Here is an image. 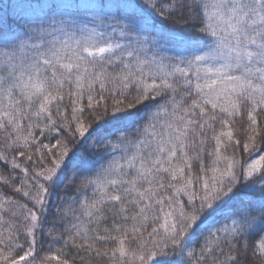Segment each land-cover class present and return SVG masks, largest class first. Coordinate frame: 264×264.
Wrapping results in <instances>:
<instances>
[{
	"label": "snow or ice",
	"instance_id": "6c2138e0",
	"mask_svg": "<svg viewBox=\"0 0 264 264\" xmlns=\"http://www.w3.org/2000/svg\"><path fill=\"white\" fill-rule=\"evenodd\" d=\"M112 7L121 19L136 23L131 4ZM151 7L164 20L194 31L200 40L211 38L207 50L179 41L185 54L175 58V63H164L155 57L142 59L134 50L114 43L110 35L92 31L27 57L18 55L25 41L8 25L0 24V130L8 146L24 149L18 155L25 157L35 143V129L44 135L43 129L55 128L54 111L71 129L67 140H57L54 147L60 158L51 160L52 167L30 178L29 168L22 169L24 178L15 192L22 193L32 206L10 197L0 200V260L4 264H70L55 254L36 259L37 234L45 235L44 226L50 223L46 205L50 188L39 178L49 185L60 183L65 167L88 164L79 148L89 136L130 127L153 108L156 111L143 130L148 138L131 145L132 155L123 164L113 162L102 176L88 181L94 185L95 199L82 202L83 214L102 217L105 204H119L112 229H105L107 235H89L79 223L72 224L73 244L79 238L80 250L107 257L106 264H180L186 250L187 257H195L189 264H250L249 242L258 236V242H252V254L264 264V184L254 191L256 180L249 179L258 176L264 181V154L257 151L258 158H251L257 138L264 140V127L258 120L264 114V0H153ZM122 8L131 9L132 14H124ZM117 64L118 71H109ZM133 89L136 95L126 103ZM105 92L112 97L111 112ZM168 93L170 113L156 102ZM85 99L90 112L105 117L95 126L85 123ZM69 108L70 117L65 114ZM242 110L249 121L243 150L251 162L238 172L239 161L224 151L229 145L240 146L232 124ZM161 112L170 118L159 120ZM37 121L44 122L43 128ZM158 123L161 129L156 131ZM77 136L82 139L70 153L69 142ZM209 139L215 147L207 152L210 160L205 164ZM41 147L48 149V145ZM0 159L7 160L2 154ZM27 160H32L31 154ZM194 161L198 175L192 173ZM12 168H21L15 157ZM0 179L6 185L11 182ZM180 195H186L187 201L179 200ZM129 206L134 209L131 214ZM221 220L230 223L213 227ZM51 223L47 236L56 231V221ZM205 231L209 238L196 255L188 245ZM21 236L24 241L18 243ZM97 242H111L115 247L102 249ZM17 250L23 254L16 255Z\"/></svg>",
	"mask_w": 264,
	"mask_h": 264
},
{
	"label": "trees",
	"instance_id": "16d2710c",
	"mask_svg": "<svg viewBox=\"0 0 264 264\" xmlns=\"http://www.w3.org/2000/svg\"><path fill=\"white\" fill-rule=\"evenodd\" d=\"M65 1L0 0V24L8 25L14 33L19 35L21 40L25 41L23 51L18 55L32 57L34 53L45 52L53 44L56 47H59L63 41L67 40L71 42L75 38L84 35L83 33L87 34L92 31L103 32L112 37L111 29L116 26H122L126 21L121 19L120 14H118L112 7L113 5H125L126 3H122L123 0L118 3L116 0H106L109 2V8H107L108 6L105 0H98L100 3L99 6H95L94 4L90 6L83 5V8L82 6L74 8H69L70 6H54L53 8H50V4L52 3L55 4V2H58L59 4L60 2L64 3ZM128 1H131L132 3L135 10L134 14H139L138 16L135 15V19L138 20L144 18L147 20V25H150L149 28L151 30L142 28L139 22H137L135 26H126L129 29L134 27L139 40H144L143 35L158 36L159 34L153 31V29L157 28L160 29V33L165 37L161 40V45H159V41L148 42V38H145L144 40L147 46H141L140 44L136 46L128 43L122 44L126 49L134 50L138 53L140 58L151 59L155 57L157 61L163 60L164 63H175V58L185 54L182 51V47L178 44L179 41L191 43L198 47L205 46V50H207V46L210 45L211 38L208 40H200L197 34L191 29L182 28L160 17L151 7L153 0ZM125 10L126 9L122 8V12ZM131 14L132 11L127 15ZM75 26H80L81 28L79 30H73L72 27ZM135 44H137V42ZM113 70H119L118 64L114 67L110 66L109 71ZM181 91H183V89H181ZM104 95L107 97L109 112H111L112 97L107 92H105ZM135 95L136 93L133 89L128 93L126 103L132 102V97ZM170 95L171 93L163 94L161 97L156 98L157 104L168 107L169 113L172 110L167 104ZM177 99H179V96H177ZM67 103L68 101L66 97L64 105ZM187 103H191V101L189 100ZM64 105L61 106L62 111ZM82 106L85 107L84 117L86 124L95 126L99 120L105 119L100 112H90V110L87 109L86 99L83 101ZM140 110L143 111V108ZM155 111L156 109L153 108L152 112ZM152 112L144 116L142 119H137L130 127L109 128L103 136H89L84 146L79 148V151L88 158V164L84 168H73L71 166L65 167L63 179L60 183L49 185L43 180V177L39 178L40 183H43L45 187L50 188V192L46 197V205L49 212L48 219L50 223L44 226L43 232L45 235L42 236L39 233L37 234V249L39 251V255L36 257L37 261L45 256L55 254L61 256L63 259L69 260L70 264H106L107 257H96L93 254L86 253L84 250H80L77 246L80 243L79 238H77L76 244H73L72 239L70 238L73 235L71 225L79 223L83 228L89 230V235H92L93 233H97L101 236L107 235L108 233L105 229H112V221L114 219L113 213L119 209V204H105L102 217L89 218L83 214L85 208L82 202H84L85 199L89 202L92 199H95L93 193L94 185L89 184L88 181L95 180L102 176L104 169L113 162L118 161L123 164L125 159L132 155L133 149L131 148V145L141 138H148L143 130L147 124L151 122L150 118ZM65 114L70 117V108ZM94 117H97L98 119H94ZM53 118L56 119L57 122L55 128L51 131L43 129L44 135H41L40 129L34 130L35 143L32 148L27 151L25 157H20L18 155L19 151H24V149L18 148L15 145L11 147L8 146L4 132L0 130V154L7 158L6 161L0 159V178H7L11 181L6 185L4 184L3 179H0V200H3L4 197H10L11 200L19 201L20 203H27L29 207L32 206L28 199L23 197L22 193L15 192V187L20 186V182L24 178L22 169L25 167L29 168L30 178L35 172L43 171L52 167L51 160L53 158L59 160L60 158L58 149L54 147L57 140H67L71 134V129L65 127V121L62 118H57L55 111L53 112ZM169 118L170 117L163 112H161L159 116V120L162 121L168 120ZM258 120L261 126L264 127V114L258 115ZM37 122L41 123V128H43L44 122ZM248 123L247 112L246 110H242V115L235 117V122L232 124L234 137L235 139L240 140V146L236 147L234 145H229L226 151L222 150L225 155L232 156L239 161V165L237 166L238 172L241 171V166L246 167L247 163L251 162L249 153H245L243 150V144L248 142L247 133L245 132ZM74 127L75 125L73 124L72 128L74 129ZM215 127L217 130L219 129L220 126L218 122ZM160 129L161 125L158 123L156 131H159ZM210 136L211 132H209V137ZM80 139L82 138L77 136L75 142H69L70 153L78 147ZM42 145H48V149H51L52 151L49 152L48 149L41 147ZM214 147L215 142L209 139L208 143L205 145V164H208L210 160L207 156V152L212 151ZM36 148H40V151L37 152ZM125 149H128V151L126 152ZM257 151L260 154H264V140H260L259 137L257 138L256 145L251 150V158H258L255 155ZM28 154L32 155L31 161L27 160ZM41 156L45 157L43 161L40 160ZM13 157H15L16 161L21 164L20 169L12 168ZM221 167H223V165H221ZM129 171L131 170L129 169ZM192 173L194 175L199 174V167L195 161L193 162ZM249 179L256 180L257 186L253 189L254 191H259L261 184H264V181H261L258 176ZM29 183H33V181L29 179ZM245 183H247V181H245ZM197 187L199 186L197 185ZM33 191H35L34 188ZM178 199L187 201V196L180 195ZM5 207H9V205L5 204ZM58 209L59 212L57 211ZM132 211H134V209L129 206V214H131ZM61 216H63V219H61ZM5 218H9L8 214H5ZM53 220L56 221V231L52 236H47L48 229L53 227V224L51 223ZM226 223H230V221L221 220L213 227H221ZM65 229H68V231H65ZM220 236L221 240H223V234H220ZM53 237H56L57 239L53 240ZM206 238H209L207 231H205L199 239L191 242L188 245V249L193 250L196 255H199L201 253V248L205 246ZM258 240L259 237L257 236L253 237L249 242L248 256L250 258V264H260L258 257L252 254V242H258ZM23 241L24 236H21L18 243H23ZM97 247L102 249L105 247L112 248L115 247V244L111 242L107 244L97 242ZM221 247L224 248L225 252H228L226 245L222 244ZM26 248L27 245H25V250ZM177 251H179V249H177ZM5 252H7V249H5ZM15 254L22 255L23 252L17 250ZM219 258L222 259L223 257ZM190 259L194 261L195 257H187L186 250L185 256L180 261V264H189ZM0 264H4V262L0 260ZM48 264H56V262L50 261ZM245 264H248V262H245Z\"/></svg>",
	"mask_w": 264,
	"mask_h": 264
},
{
	"label": "rangeland",
	"instance_id": "374dc122",
	"mask_svg": "<svg viewBox=\"0 0 264 264\" xmlns=\"http://www.w3.org/2000/svg\"><path fill=\"white\" fill-rule=\"evenodd\" d=\"M66 1L64 3L60 2L59 4H58V2H55V4L52 3V4H50V8H53L54 6H61V7H69L70 6L69 8H74V7H80V6H82V8H83V5L84 6H90V5H94V4H95V6L96 5L97 6L100 5V3H99L98 0H96L98 2H96L95 0H66ZM120 1L121 0H116L117 3L120 2ZM122 3H126V4H131L132 5L131 1H128V0L127 1L126 0H123ZM122 3H120V4H122ZM106 4L108 6L109 2L106 1ZM107 8H109V6ZM131 11H132L131 9H127V10L124 11V13L127 15ZM135 15L138 16L139 14L138 15L135 14ZM146 21L147 20L144 19V18L143 19H138V20H136V23L135 24L130 25L129 22L126 20L123 23L122 26L113 27L111 29L113 42L114 43H120L121 45L124 44V43L125 44L128 43V44H132V45H136V46H138L139 44L141 46L142 45L143 46H147V44L144 42V40H145V38H148V42H157V41H159V45H161L160 42L165 37H164L163 34L160 33V29H158V28L157 29H153V31H155L156 33L159 34L158 36L154 37V36H151V35H149V36L143 35V39L144 40H139L138 37H137V33L134 30V27H132L131 29H129V28L126 27L128 25L129 26H135L137 24V22H139L141 24V27L142 28L147 29V30H151L149 28L150 25L148 26L147 23H146ZM80 28H81L80 26L79 27H76V26L75 27H72L73 30H79ZM121 32L124 33L123 36L120 35ZM83 34H85V33H83ZM136 42H137V44H135Z\"/></svg>",
	"mask_w": 264,
	"mask_h": 264
}]
</instances>
